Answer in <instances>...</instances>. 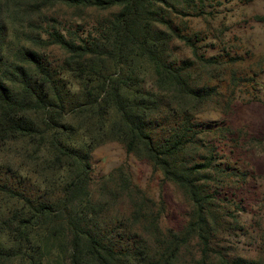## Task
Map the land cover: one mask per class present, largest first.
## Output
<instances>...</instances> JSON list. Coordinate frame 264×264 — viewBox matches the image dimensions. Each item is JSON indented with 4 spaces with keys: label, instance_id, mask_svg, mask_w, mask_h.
Wrapping results in <instances>:
<instances>
[{
    "label": "trees",
    "instance_id": "16d2710c",
    "mask_svg": "<svg viewBox=\"0 0 264 264\" xmlns=\"http://www.w3.org/2000/svg\"><path fill=\"white\" fill-rule=\"evenodd\" d=\"M203 15L204 0H0V264H258L213 250L248 175L226 163L231 127L204 118L251 79L225 48L200 53L182 21ZM110 143L178 190L179 230L122 166L90 178Z\"/></svg>",
    "mask_w": 264,
    "mask_h": 264
},
{
    "label": "rangeland",
    "instance_id": "374dc122",
    "mask_svg": "<svg viewBox=\"0 0 264 264\" xmlns=\"http://www.w3.org/2000/svg\"><path fill=\"white\" fill-rule=\"evenodd\" d=\"M57 12L62 22L76 19L72 11ZM182 25L205 38L198 44L201 54L210 56L225 48L239 61L237 76L251 79L234 88L225 115L208 112L204 118L206 124L231 127L234 141L228 143L226 163L248 175L242 191L230 199L222 197L233 229L217 236L213 250L226 258L264 264V0H204V15L185 17ZM176 53L188 55L184 48ZM90 165V178L95 181L118 166L125 168L132 182L159 207L161 229L176 231L184 224L188 207L178 190L169 183H161L157 173L126 155L118 144H105L93 150Z\"/></svg>",
    "mask_w": 264,
    "mask_h": 264
}]
</instances>
